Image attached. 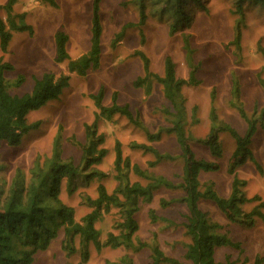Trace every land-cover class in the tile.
I'll use <instances>...</instances> for the list:
<instances>
[{"label":"rangeland","instance_id":"rangeland-1","mask_svg":"<svg viewBox=\"0 0 264 264\" xmlns=\"http://www.w3.org/2000/svg\"><path fill=\"white\" fill-rule=\"evenodd\" d=\"M49 1H52L51 4ZM129 1V2H128ZM131 0H104L101 4V23L103 27L100 67L90 71L87 76L71 75L70 87L62 96L28 116L29 123H40L38 129L26 135L18 147L0 144V177L11 181L15 170L22 169L26 173L38 159L44 161L51 157L53 142L58 130H62V157L80 165L82 150L78 144L85 142V125L90 124L96 113L91 98L100 89L104 90V106L112 104V96L117 95L120 106H129L131 112L139 118L142 127L131 124L127 119L116 116L113 121H103L99 132L105 136L103 148L107 150L99 170L108 177L102 182H94L89 188H80L69 194L64 181L62 186V202L73 208L75 218L80 221L90 209L83 204V196L96 197V188L102 183L109 192L116 186L114 161L116 142L121 144L124 157L131 160L132 165L142 170L163 176L179 185L182 176L183 160L180 158V147L174 134L164 133L159 142L151 144L161 154L176 157L150 167L154 161L152 155L130 149V143L150 144L146 131L156 134L170 128L169 119L164 110L168 104L164 98L161 84L137 83L144 78L143 62L136 54L143 52L150 61L151 71L159 76L164 73V62L172 58L179 78L188 80L191 66L196 69L198 86H184L182 93L186 99L188 114V130L193 140L189 146L199 160L216 163L219 170L202 173L200 182L203 185L212 183L219 196L227 198L231 192L232 176L228 174L229 161L236 150L235 141L229 134L219 131L218 139L223 148V156L215 159L204 144L212 128L209 111L211 93H217L216 108L219 121L231 126L242 137L247 132L246 122L231 106L232 74L240 83L242 102L246 113L251 116L254 109L264 107V92L257 81V75L264 79V4L258 0H247L243 4L244 16L237 14L238 0H200L203 7L196 6L191 11L190 25L171 34V23L166 19L149 18L143 27L144 42L141 43L140 29L136 27L139 20L137 6ZM8 0H0L4 6ZM128 3L125 5V3ZM93 0H18L14 13L25 14L26 23L32 27V33L17 32L13 34L7 53L0 49V58L12 65L14 70L6 74L12 83L22 78V85L12 90V94L24 95L32 91L36 78L45 73L56 76L67 74V64L55 61V35L64 31L69 36L67 51L70 58L77 59L86 54L90 48L91 21ZM6 19L4 11L0 13ZM240 21L242 32V52L236 55L232 41L236 27ZM129 26L125 37L112 47V41L123 27ZM188 37L193 54L190 59L183 48L184 37ZM194 108L196 109L194 113ZM74 141V142H73ZM259 165L258 170L250 159L238 168V176L247 182L245 194L248 198L259 196L264 202V130L259 126L251 145L248 147ZM131 182L146 185L133 173ZM184 196L182 190H159L154 194L151 204H141L136 215L139 225L137 239L147 245L137 251H126L123 248H105L97 253L90 248L87 264H113L122 257L130 256L134 264H151V247L155 236L162 251L184 264H191L184 259L185 247L190 242L185 234V219L188 210L184 204L175 203L162 208L161 200L172 201ZM258 202L246 204L243 210L251 212ZM200 209L215 222L224 227L232 242L240 245L239 249L223 247L216 250L215 259L223 262L227 257L231 261L242 264L245 260L254 262L256 257H264V226L260 220L253 228L231 224L219 212L216 206L208 201L199 204ZM154 211L158 218L167 221L152 223L149 212ZM264 212V210H263ZM120 221L118 212L96 224L104 241L107 234ZM63 235L54 241L52 247L37 255L33 264H80L81 256L76 254L68 258L62 250Z\"/></svg>","mask_w":264,"mask_h":264},{"label":"trees","instance_id":"trees-1","mask_svg":"<svg viewBox=\"0 0 264 264\" xmlns=\"http://www.w3.org/2000/svg\"><path fill=\"white\" fill-rule=\"evenodd\" d=\"M104 0H93L91 39L89 51L77 59H72L67 51L69 36L64 31L55 35L56 57L58 64H67V74L56 76L54 73H45L41 78H36L33 89L24 95L12 94L13 89L19 88L23 79L12 83L6 78V74L14 68L0 58V144L10 147H18L23 138L31 131L39 128L40 123H29L30 113L40 110L48 103L59 99L70 87L71 75L85 77L90 71L100 67L102 34L101 4ZM247 0H238L237 14L243 18V4ZM264 4V0H258ZM18 0H8L4 6H0V13L4 11L6 19L0 15V49L7 53L13 34L17 32L32 33V27L26 23L25 14H15L14 7ZM53 4L52 1H49ZM129 2V1H128ZM131 4L139 10V20L136 25L140 29L142 44L144 42L143 27L149 18L166 19L171 23L170 33L174 34L190 25L192 21L190 9L203 7L200 0H131ZM128 4L127 2L125 5ZM240 21L235 30L232 41L234 52L240 55L242 52V32ZM129 26L123 27L112 41V47L125 37ZM183 48L190 57L193 54L189 38L183 40ZM143 62L144 78L137 85L158 82L162 86L164 98L168 107L164 110L169 119L170 128L161 130L156 134L146 131V138L150 144L130 143V149L141 152L144 155H152L154 161L150 167L158 164L174 161L176 157L169 154H161L151 146L161 140L164 133L174 134L180 147V158L183 160L182 176L179 185L174 184L163 176L150 174L137 165H132L130 158L124 157L121 144L116 142L114 172L116 188L109 192L99 183L96 188V197L83 196V204L90 209L80 221L75 218L73 208L65 205L61 200L62 186L65 181L69 194H73L80 188H89L94 182H102L108 175L99 170L107 156V150L103 148L105 136L99 132L103 121L111 122L116 116L127 119L131 124L142 127L139 118L135 116L129 106H120L117 95L112 96V104L104 106V90L100 89L91 98L96 107L94 119L85 125V142L78 144L82 150L80 165H75L70 160L62 157V130H58L53 142L52 155L44 161L38 159L32 168L25 170L16 169L11 181L0 177V264H33L38 254L48 251L54 241L63 235L62 250L68 258L76 254L81 256L80 264H87L90 258V248L97 253L105 248L126 251H137L146 248L147 245L137 239L139 225L136 215L140 211L141 204H151L154 194L159 190H182L184 196L181 199L166 201L161 200L162 208L175 203L184 204L188 215L184 216L185 234L190 242L185 247L184 259L191 264H238L227 257L223 262L215 259L216 250L223 247L239 249L240 245L232 242L224 227L215 222L208 213L200 209V202L213 203L231 224L253 228L257 220L264 226V202L259 196L248 198L245 194L247 182L238 176V168L246 159L259 170L260 167L252 156L249 146L260 126L264 130V107H257L249 116L242 102L241 86L235 75L232 74L231 106L247 124V132L242 137L231 126L219 121L216 102L217 93L214 89L211 93L209 118L211 122L210 134L204 144L209 148L215 159L223 156V148L218 139V132L222 131L235 141L236 150L233 153L228 167V174L232 176L231 192L227 198L219 196L212 183L203 185L200 182L202 173H211L219 170L216 163H210L196 158L189 146L193 140L188 130V114L186 99L182 93L184 86H198L200 82L195 74L196 69L191 66L188 80L179 78L176 74V65L172 58L167 57L164 62L162 76L151 71L150 61L143 52L136 53ZM257 81L264 92V79L257 75ZM196 109L194 108V113ZM74 142V141H73ZM137 175L146 181V185L140 182H131L130 174ZM258 202V205L249 213L243 207L249 203ZM113 210L118 212L120 221L116 223L113 232L107 234L104 241L101 233L96 228L105 215H110ZM152 223L166 222L164 218H158L154 211L149 212ZM155 241L151 247V264H184L176 258L167 256ZM113 264H134L130 256L122 257ZM242 264H264V257H256L254 262L245 260Z\"/></svg>","mask_w":264,"mask_h":264}]
</instances>
